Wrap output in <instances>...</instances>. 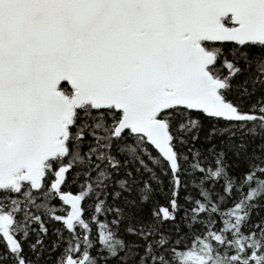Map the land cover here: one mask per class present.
Segmentation results:
<instances>
[{"label":"snow or ice","instance_id":"6c2138e0","mask_svg":"<svg viewBox=\"0 0 264 264\" xmlns=\"http://www.w3.org/2000/svg\"><path fill=\"white\" fill-rule=\"evenodd\" d=\"M0 264H264V0H0Z\"/></svg>","mask_w":264,"mask_h":264}]
</instances>
